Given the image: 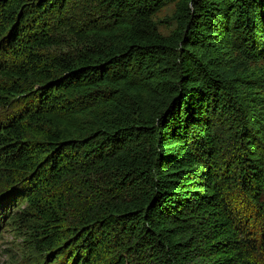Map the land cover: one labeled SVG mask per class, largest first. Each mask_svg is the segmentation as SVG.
I'll list each match as a JSON object with an SVG mask.
<instances>
[{
  "label": "trees",
  "instance_id": "1",
  "mask_svg": "<svg viewBox=\"0 0 264 264\" xmlns=\"http://www.w3.org/2000/svg\"><path fill=\"white\" fill-rule=\"evenodd\" d=\"M233 55L264 61V0H0L15 264H264V97Z\"/></svg>",
  "mask_w": 264,
  "mask_h": 264
},
{
  "label": "rangeland",
  "instance_id": "2",
  "mask_svg": "<svg viewBox=\"0 0 264 264\" xmlns=\"http://www.w3.org/2000/svg\"><path fill=\"white\" fill-rule=\"evenodd\" d=\"M176 8V3L167 4L153 17L159 32L164 36H170L179 26L176 19ZM230 60L233 66L239 67L241 74L247 73L249 75L247 79L253 84L254 90L260 93L259 96L262 95L264 97V61L253 62L240 55H233ZM6 188V186L0 187V191L8 190ZM26 207L27 205L24 203L21 209ZM11 208H9V212L10 214H14V210L16 211L17 209L12 210ZM2 222L3 225L0 228V235H2L3 239L0 241V264H15L16 262H21L22 255L19 247L22 240L16 238L15 233L11 231L10 227L6 228L5 225L10 223L9 219L2 220ZM3 229H5V232H2L4 231Z\"/></svg>",
  "mask_w": 264,
  "mask_h": 264
}]
</instances>
